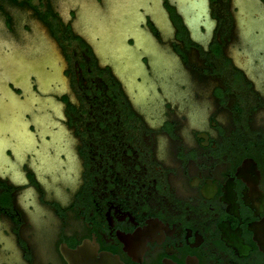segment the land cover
Masks as SVG:
<instances>
[{"label": "flooded vegetation", "instance_id": "flooded-vegetation-1", "mask_svg": "<svg viewBox=\"0 0 264 264\" xmlns=\"http://www.w3.org/2000/svg\"><path fill=\"white\" fill-rule=\"evenodd\" d=\"M192 1L0 0V264H264V0Z\"/></svg>", "mask_w": 264, "mask_h": 264}, {"label": "water", "instance_id": "water-1", "mask_svg": "<svg viewBox=\"0 0 264 264\" xmlns=\"http://www.w3.org/2000/svg\"><path fill=\"white\" fill-rule=\"evenodd\" d=\"M151 4H152V19L154 24L159 27V28H163V27H168L169 26V20L167 17V14L165 12V10L163 9L162 5H161V0H151ZM206 5H207V0H199V8L203 9V16L205 18H207V14H206ZM197 17L196 19L192 21V17L187 19L185 24L186 26L190 29L191 34H194V29L197 30ZM203 25V23H201ZM83 250V247H79L77 249H75L74 251H71L69 254L70 255H76L78 253H81ZM101 260H105V257H101ZM109 263H111V261H109ZM112 263L116 264L115 262L112 261ZM104 264V263H103ZM108 264V263H107Z\"/></svg>", "mask_w": 264, "mask_h": 264}, {"label": "rangeland", "instance_id": "rangeland-1", "mask_svg": "<svg viewBox=\"0 0 264 264\" xmlns=\"http://www.w3.org/2000/svg\"><path fill=\"white\" fill-rule=\"evenodd\" d=\"M187 1V6L189 8H195L197 6V4L195 2H193L192 0H186ZM196 17L192 16V21L195 20Z\"/></svg>", "mask_w": 264, "mask_h": 264}]
</instances>
